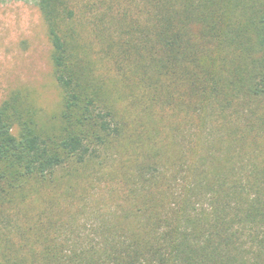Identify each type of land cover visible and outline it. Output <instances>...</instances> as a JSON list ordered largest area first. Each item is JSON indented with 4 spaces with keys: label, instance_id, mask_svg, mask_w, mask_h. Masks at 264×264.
<instances>
[{
    "label": "trees",
    "instance_id": "obj_1",
    "mask_svg": "<svg viewBox=\"0 0 264 264\" xmlns=\"http://www.w3.org/2000/svg\"><path fill=\"white\" fill-rule=\"evenodd\" d=\"M36 1L62 109L0 103V264H264V0H98L91 41L78 0ZM129 149L82 235L60 204Z\"/></svg>",
    "mask_w": 264,
    "mask_h": 264
},
{
    "label": "rangeland",
    "instance_id": "obj_2",
    "mask_svg": "<svg viewBox=\"0 0 264 264\" xmlns=\"http://www.w3.org/2000/svg\"><path fill=\"white\" fill-rule=\"evenodd\" d=\"M97 1L78 0L75 7L79 18L78 24L86 41H91L92 36L86 23L85 11L93 3L97 4ZM50 53L51 45L46 25L37 1L0 0V103L12 92L29 96L38 108V121L43 126L58 124L62 109L61 90L53 74ZM131 99H121L117 105L129 119L133 120L138 112L131 106ZM137 125L138 123L132 121L129 127L131 135L139 130ZM167 125L163 131L166 139L169 134L174 133H170ZM123 154L115 156L112 162L107 158V162L102 163L94 174L90 173V181L85 183V189L79 188V192L76 193L80 197L60 204L71 214L79 210L77 232H82V235L90 232L91 226H95L101 216L116 209V201L109 196L111 194L109 190L114 186L118 188L120 183L118 178L110 182L107 173L109 170L117 171L119 174L125 169L132 171L130 161L136 160L135 155H132L134 151L130 149L128 154ZM36 203V201L33 203V208L37 207Z\"/></svg>",
    "mask_w": 264,
    "mask_h": 264
}]
</instances>
